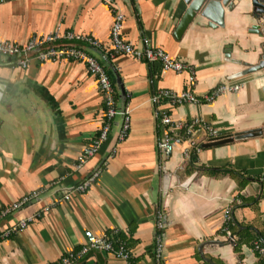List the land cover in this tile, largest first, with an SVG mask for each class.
Segmentation results:
<instances>
[{"label": "crops", "instance_id": "0c3cea01", "mask_svg": "<svg viewBox=\"0 0 264 264\" xmlns=\"http://www.w3.org/2000/svg\"><path fill=\"white\" fill-rule=\"evenodd\" d=\"M116 5L125 17L122 36L127 42L139 46L146 38L194 69L201 103L162 104V110L175 120L199 117L222 136L264 127V72L234 78L257 65L263 53V39L249 33L248 8L225 11L223 26L217 28L197 17L177 39L187 8L182 0H116ZM112 20L101 0L0 4V41L25 44L57 29L97 40L100 50H85L107 72L118 108L130 113L126 139L118 143L122 118L117 116L100 151L76 170L78 156L104 122L94 79L77 62L32 61L22 69L0 58V212L44 190L39 200L0 218V234L53 206L23 232L0 238V264H57L80 251L86 231L124 244L130 264H153L158 211L164 216L163 264H264L253 249L264 238V136L202 148L190 160L177 151L160 164L156 141L162 130L150 98L159 90H187V74L163 73L159 66L128 56L110 59ZM225 83L241 89L203 102V96ZM98 169V180L85 193L62 199ZM186 181L187 188H181ZM227 207L232 208L233 241L221 233ZM75 264L125 263L92 251Z\"/></svg>", "mask_w": 264, "mask_h": 264}, {"label": "built area", "instance_id": "2783aa9c", "mask_svg": "<svg viewBox=\"0 0 264 264\" xmlns=\"http://www.w3.org/2000/svg\"><path fill=\"white\" fill-rule=\"evenodd\" d=\"M7 1L9 0H0V4ZM101 1L111 10L113 17L110 29V59L118 56H128L151 66H159L163 73L187 74V90L182 92L159 90L151 96L150 103L154 107V121L158 128L162 130L161 136L156 141V151L160 164L177 151L181 153L185 160L196 158L201 153L203 145L220 140L224 136L199 117L188 121L175 120L169 113L160 108L162 104L170 108H177L181 106H197L201 103L195 94L196 76L193 67L183 60L172 59L163 50L154 47L146 38L140 40L139 46L127 42L122 36L125 17L118 9L116 0ZM86 48L100 50L101 44L93 38L77 36L72 32H62L60 29L49 34L33 36L25 44L0 41V58L14 62L19 68H27L32 61L38 63L77 62L85 66L89 76L96 82L103 100L104 122L97 137L78 156L74 166L76 170L81 169L89 159L100 151L102 145L108 139L112 123L117 116L122 118L118 143L126 139L130 127L129 111L126 109L122 111L118 108L112 81L99 61L87 53ZM240 89L241 85L222 84L203 96V102L210 104L224 94L236 93ZM115 152L116 150L113 149L109 155L110 159L115 156ZM100 174L101 169L94 171L70 192L62 194V199L68 200L73 194L85 193L98 180ZM43 193L44 190H36L23 196L20 200L1 210L0 218L7 217L29 206L39 200ZM52 208V205L45 206L35 215L19 220L15 225L3 231L0 234V238L9 239L18 235L26 230L36 219L49 213ZM231 224L232 208L227 207L223 212L221 233L233 241L234 238L229 232ZM84 240L78 253H69L61 258L57 264H75L92 251L111 254L125 264H130L131 255L124 244L115 243L108 235L96 236L92 232L86 231ZM253 249L260 261L264 263V238L254 243ZM164 252V216L162 212L158 211L154 217L153 264H163Z\"/></svg>", "mask_w": 264, "mask_h": 264}, {"label": "water", "instance_id": "95a60500", "mask_svg": "<svg viewBox=\"0 0 264 264\" xmlns=\"http://www.w3.org/2000/svg\"><path fill=\"white\" fill-rule=\"evenodd\" d=\"M185 4L186 11L182 16L176 31L175 37L179 39L189 25L197 18L200 17L208 21V26L211 28H217L223 26L225 11H232L236 8H248L244 14L250 21L253 22L249 33L257 35L263 39V53L261 60L255 66H247V69L240 74H237L234 78H239L246 75L262 76L264 72V0H182ZM264 91V85H263ZM264 136V127L258 128L246 132H240L232 135L222 137L212 143L203 145V148H211L216 146L227 145L235 141H241L246 139H254ZM188 181L180 185L181 188H187ZM168 182L163 186L166 191Z\"/></svg>", "mask_w": 264, "mask_h": 264}, {"label": "trees", "instance_id": "16d2710c", "mask_svg": "<svg viewBox=\"0 0 264 264\" xmlns=\"http://www.w3.org/2000/svg\"><path fill=\"white\" fill-rule=\"evenodd\" d=\"M221 172H223L224 174H225V173H228V174L234 175V173H233V172H231V171H228V170H221Z\"/></svg>", "mask_w": 264, "mask_h": 264}]
</instances>
